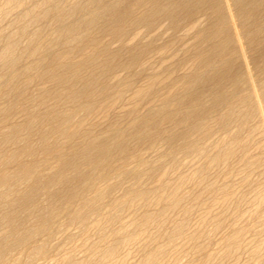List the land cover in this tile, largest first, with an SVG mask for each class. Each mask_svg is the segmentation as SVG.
Returning <instances> with one entry per match:
<instances>
[{
	"label": "bare ground",
	"instance_id": "obj_1",
	"mask_svg": "<svg viewBox=\"0 0 264 264\" xmlns=\"http://www.w3.org/2000/svg\"><path fill=\"white\" fill-rule=\"evenodd\" d=\"M27 1L5 0L3 4H0L2 15L0 18L6 17L9 12L11 14L15 8L24 6ZM127 1L129 0H78L76 2L74 0V3L66 4L67 0H39L31 8L21 11L17 9L19 14L13 24L16 26L15 31L11 32L7 29L8 33H0V44H2L0 47V97L2 99L15 97V100L0 106V124L4 123L5 126L7 123L6 129L0 130V221L9 228V234L0 239V264H10L11 261L13 264H25L24 256L15 257L18 254L12 256L13 249L22 252L31 247L32 255L26 258L32 261L39 257H46L50 252V250L47 252L46 248L48 238L55 234L53 221L63 212L68 213V221L78 224L83 233H87L94 227L102 237L106 234L112 221L122 217L121 212L125 210L124 207L127 203L131 206L138 204L149 206L152 202L160 203L162 209L159 208L162 215L177 208L180 209V205L185 199L179 191L181 183L171 185L162 179L163 186L160 190L147 189L142 185L135 186V183L140 181L144 174L152 177L155 170L166 171L169 169V167L163 168V165L166 164L164 160H161L157 165L146 160L144 157L146 151L158 150L160 147L158 143L161 142L172 151H179L185 156L193 155L198 160L206 158L211 165L226 164V168L230 170L233 162L231 160L239 152H243L241 155L243 158L246 155L247 144L243 142L241 136L244 125L257 115L264 122V81L257 79L253 72L254 70L260 72L264 70V0H226L227 8L224 5L225 0H136V4L147 5V11L141 14H135L130 5L131 2L127 3ZM201 11L205 12L209 18V26L202 37L210 42L206 47L196 51V61L188 73L174 80L171 79L170 84L173 89L162 95L161 105L134 117L125 129L119 127L113 129L112 126L106 135H96L92 127H87L89 116L95 114L96 111L101 110L107 113L106 111L109 110L111 113V107H116V104L122 101L125 89L133 84L132 79L136 74L131 77L133 72L130 76L128 75V78L117 82V84L111 82L113 86L117 85L113 89L107 79L110 77L109 75L115 73L116 68L119 67L131 69L138 62L140 63L139 60L144 53L143 51V53L139 52L137 46L132 44L130 52H128L129 56L124 51L128 58L126 60L122 58L120 61L117 59L118 50L109 49L108 45L101 42L100 35L108 33L114 37L122 38L131 29L142 27L146 33L156 27L157 21L159 22L163 17L168 20V25L175 29L194 21ZM42 20L53 21L55 27H51L53 28L52 32L47 33V29L39 27L30 33L29 23L36 22L38 26L40 25L39 21L44 24ZM45 26L48 27V24ZM24 36L27 37V40L22 44ZM108 37L103 39L106 41V39H110ZM57 46H60L59 50L56 49ZM19 49L21 51H18ZM123 49L125 48L123 47ZM26 54L34 57V61L24 63L22 60ZM218 56H224L220 65L210 73L203 72L202 68L211 65ZM239 57L244 60L246 71L243 70L245 65L239 62ZM128 74H130L129 71ZM35 78L49 84L38 87L37 94L25 96V88ZM155 81L157 79H151L147 84L135 89L133 98L136 104L142 99H146L154 91ZM245 81H249L250 90L247 93H240L239 89ZM228 87H231V90L227 93L225 90ZM29 89L30 93L33 92L28 86ZM22 97L25 98L24 102L27 100L29 103L27 102L28 104L25 106L22 104L21 107L18 104V99ZM206 97L209 98L208 103L205 101ZM49 100H52L53 103H49ZM53 100L58 104L60 101L61 104L65 102L64 105L67 103L71 107L60 109L59 107L62 106H56L57 104L55 105ZM134 110L135 107L129 111V114ZM18 112L23 114V120L20 121L19 113L15 117L19 116L17 118L19 122L18 120L13 121L12 118ZM77 112H81L80 115L83 114V117L74 120ZM208 118H213L215 125L208 123ZM95 119H93L94 122ZM94 122L92 121L93 124ZM116 122L118 123L117 120ZM165 123H170V128L166 127ZM234 124L236 127L232 128ZM1 126L3 128L2 124ZM219 132L221 135L216 137ZM193 133L194 135L198 133V137L191 138ZM33 135L37 136V144H33L35 141L32 143ZM213 136L211 143L204 145V142ZM77 138L80 141L73 145ZM16 143H20L18 147L9 148L8 145ZM143 145L145 146L144 152L141 150ZM39 150L43 153L41 160L35 156ZM25 155L31 156L30 161H23ZM54 156L58 157V160L57 163L52 164L50 160ZM167 156L169 157V153L162 151L159 157L163 159ZM259 158L262 159V157ZM116 159L120 162L114 163ZM131 162L136 164L129 167ZM193 163L190 167L193 166ZM14 164L15 166H13ZM180 164L173 155L170 169H178ZM206 165L207 163L201 164L199 168L201 170L199 178L202 181H204L203 172L206 170ZM43 166L52 167L48 173L44 174ZM113 178L115 180L111 181ZM125 180L136 181L128 186L126 195L121 198H114L113 195H110L114 188L123 186ZM156 182L160 184L158 180ZM21 185L24 187L18 189ZM207 186L211 190L215 188L213 182ZM224 194V200L232 198V194L228 190L224 191ZM42 195L46 196L48 201L46 204H42ZM110 196L112 197L110 198ZM107 197L110 199L108 198L109 200L106 201ZM194 198L198 197L195 195ZM237 202H241L240 198ZM256 203L257 206L253 210L260 218L264 205V190L257 196ZM70 207L73 208L70 209ZM151 208L156 210L155 207L153 209L151 206ZM185 212L188 214V210L185 209ZM33 215L35 219L27 223L26 221ZM222 215L224 216V212ZM128 217L130 218V216ZM157 218L153 213L146 211L137 227L131 232H126L125 228L116 226L115 229L112 228V234L114 236L116 234L117 239H113L112 243L108 241V244L94 243L92 245L91 250L98 253V258L88 256L89 258L78 260L73 253H68V250V254L65 252L63 261L65 264H95V262L97 264H120L123 261V258L120 257L122 252L119 254L120 249L136 242L139 243V239L147 233L148 226L155 221L158 222ZM239 220L241 221V219ZM161 223L166 224L164 220L159 221L157 224L160 228ZM220 223V220H216L214 229L219 228ZM72 226L70 230H72ZM185 228L186 222L185 219H182L167 233V244H175L178 239L186 237L195 240L204 234V230H202L187 236ZM153 229L155 228H152V232ZM244 229L246 230L240 225L233 226L229 233H225L226 237L223 238V243L226 258L237 257V252L242 247L241 239ZM220 230L222 231V229ZM6 231L8 232V230ZM42 236H46V239L40 238ZM94 236L96 235L94 234ZM156 236L158 235L156 234ZM245 237L243 238L245 239ZM150 240L148 239V242ZM157 242L159 243V241ZM262 244H255L253 249L249 248L248 250L252 249V253L258 255L263 247ZM198 248L203 250L202 246ZM127 252L125 251V253ZM145 253L140 264H160V258L164 255L165 249L162 247L151 248ZM125 256L128 257V255ZM129 256L131 257V255ZM211 257V255H206L202 261L200 260V264H209L208 261ZM53 259L52 262H54ZM259 264H264V260Z\"/></svg>",
	"mask_w": 264,
	"mask_h": 264
},
{
	"label": "rangeland",
	"instance_id": "obj_2",
	"mask_svg": "<svg viewBox=\"0 0 264 264\" xmlns=\"http://www.w3.org/2000/svg\"><path fill=\"white\" fill-rule=\"evenodd\" d=\"M4 1L5 0H0V4H3ZM37 1H39V0H28L24 6L15 8L14 10L11 11V14L9 12L7 15L8 17L3 16L2 18H0V20H2L1 21L2 23L0 22V33L1 32L2 33H4V32L8 33L7 29L11 32L15 31L16 26H14L13 24H15L14 21L19 14L17 9L19 11H21L22 9L25 10V9L31 8L32 6H35ZM67 1L69 2V0H67ZM76 1H78V0H75V2ZM68 2H66V4H71V3H74V0H72V1L70 0V3H68ZM127 3H130V5L133 7V11L135 14H141V13H145L147 11V9H146L147 5H143L144 3L143 4L142 3L136 4V0H129V1H127ZM224 5L227 8L226 0H225ZM198 15H197L198 17L194 21L189 22L187 25L180 26V27L175 28V29H174V27H170L168 25V20L163 17L161 20H159V22L157 21V25H155L156 27H154L152 30H150L149 32H146V33H144L145 31H144V28L142 27L143 29L142 28L131 29L130 30L131 33L129 31L127 33V35L123 36L122 38L114 37L108 33L104 34L103 36H102V34L100 35V40L103 44L108 45L109 49H111L113 51L118 50L117 59H120V61H122L121 60L122 58L125 60L128 58L127 54L129 56L128 52H130L132 44H134L133 46H137V48L139 49L138 50L139 52H141V53L144 52V53L141 55V58L139 60L140 63L138 62L137 63L138 65L136 64L137 66L134 65L131 69L119 67V68H116L117 73L115 72L112 75H109L110 77L107 79L110 81L109 82V85H110L111 82L117 84V82L124 81L126 78H128V75L130 76L133 72H134V74H132L131 77H133L136 74L135 77H133V79H132L133 84L130 87H128L127 89H125L123 99L121 102H119L120 104L118 103V104H116V107L115 106H113V108L111 107V109H112V111L110 109L111 113L109 112V110L106 111L107 113H105V111H101V110L96 111L97 113L95 112V114L93 113L91 115L92 117L89 116V118H88L90 120H87V122H88V123H86L87 127L88 126L92 127L94 130V133L96 135H106V134H108L107 131L110 130L112 126L114 127L113 129H116L118 127L125 129L129 126L131 119L153 109V107L161 105L160 99H161V97H163L162 95H164L165 93H167L173 89V88H171V84H170L171 81L174 80L175 78L181 77L183 74L188 73L190 71L189 69L191 68L192 64L196 61V56H195L196 51L198 49H202V48L206 47V45H208L210 42L208 40H204L202 37L203 33H205V31L207 30V28L209 26V18L207 17L206 13L202 12V11L199 12ZM1 16L2 15L0 13V17ZM262 19H263V17H262ZM42 21H44V24L40 23L41 21H39L38 24H40V25H38V26H37L36 22H34L33 24L29 23V32L32 33L39 27L47 29V33L52 32V29L55 27V26H53V21L52 22L49 20H46V21L42 20ZM46 22L48 24V27L45 26V25H47ZM30 24H32V25H30ZM41 24H43V25H41ZM49 26H50V28H49ZM11 27H12V30H10ZM51 27H53V28H51ZM13 28H15V29H13ZM136 31H137V33H135ZM105 36L106 37L109 36L108 38H110V39H108V40L106 39V41H105L104 40L106 38ZM26 40H27V37L24 36V39H22V44L26 43ZM123 40H125V41H123ZM1 46H2V44H0V47ZM123 47L125 49H123ZM121 48H122V50H121ZM145 48H147V49H145ZM20 49L18 51H21ZM56 49L59 50L60 46H57ZM126 50H127V52H126ZM120 51L122 52L123 55L121 54ZM124 51L127 54H125ZM249 54H251L250 51H249ZM124 55L126 58L123 57ZM119 56L120 57L122 56V57L120 58ZM228 56H225V57H228ZM223 57L224 56L216 57L213 60L211 65H207V66H204L202 68L203 72L210 73L216 66L220 65ZM78 58H79V56H78ZM238 60H239V62H242L245 65L242 57H239ZM22 61H24V63H30V62L34 61V57H31V56L26 54V55H24V58ZM120 68H121V70H120ZM117 69L120 72H118ZM133 69H134V71H133ZM243 70H245V71L247 70L246 65L243 66ZM128 71L130 74H128ZM253 72L256 75L257 79H261L262 81H264V70H262L261 72L254 70ZM151 79L152 80L157 79V81H155L156 87L154 86V91H152L146 97V99L144 98L136 104L134 101V98H133L135 89L137 87H140L142 85L147 84L148 81ZM37 82H38V84H36ZM107 83H108V81H107ZM45 84H49V83L48 82H42L41 80H38L35 78L30 84H28L29 88H31L33 91L31 93H33V94L30 93L31 90L30 89L28 90V86H27L25 88L26 93L24 92L25 96L26 95L32 96V95L37 94L39 92L38 89ZM116 84H114V85L117 87ZM246 85H247V87H246ZM115 86H113L112 84L110 85V87H112V89L116 88ZM243 86H244V88H243ZM243 86H241V88L239 89L240 90L239 92L240 93H247L251 87L249 81L248 82L245 81ZM121 87H123V86H121ZM34 90H36V91H34ZM230 90H231V87L230 88L228 87L225 91L228 93V92H230ZM34 92H36V93H34ZM154 94H155V96H154ZM21 99H18L19 106H21L22 104H23L22 106H25L29 103V101H27V100H26V102L23 101V100H25L24 97H22ZM13 100H15V97H10V99L9 98L8 99H2L0 97V106H3L7 102H10ZM53 101H54L55 105L57 104L56 106H58V105L62 106V107H59L60 109H65L64 107L69 106V104H67V103H66L67 106H66V104L64 105L65 102H62V104H61V101H60L58 104V102L55 103V100H53ZM133 101H134V103H132ZM205 101H207V103H208L209 98L206 97ZM49 103H53L52 100H49ZM69 107H71V105ZM133 107H135L134 112H131L129 114V111L132 110ZM42 108H44V107H42ZM224 108H226V107H224ZM103 112H104V115H103ZM80 113L81 112L76 113V115L74 116V118H75L74 120H77L78 118L80 119L83 117V114L80 115ZM18 114H19V116L21 115L19 118L20 121L23 120V118H24L23 114L21 112H18L12 118L13 121L18 120V122H19V119H17L19 116L17 118H15ZM257 116H254L252 119H250L244 125V127H243L244 131L242 130V133L240 132L241 136L243 137V142H246V144H247L246 155H245V158H243V156H241V155H243V152H239V154H237V156H235V158L233 160H231L233 162L231 163L232 168L230 170H228V168H226L227 167L226 164L225 165L221 164L222 166L221 165H211L209 160H207L206 158H202L201 160H198V158H194L193 155L185 156L184 153H181L179 151H172L171 149H168L167 145H163V143L160 142V144L158 143V145H160L158 150H151V151L147 150L145 155L143 154L144 157L146 158V160H149L150 162H152L153 165H157L160 163L161 160L162 161L164 160V163H166L168 165H166V164H165V166L163 165V168L169 167V169H170L172 156L174 155L177 158V160L179 161V163H181L178 166V169L177 168L175 170H173L174 168L173 169L171 168L170 170L168 169L169 171L172 172V173L170 172L171 175H170L168 170H166V171L165 170H155V173L153 175L154 177L153 176L148 177L147 174L146 175L144 174L145 176L143 175L144 177L142 176V179L140 181H137V182L135 180H131V181L125 180L122 184L123 186L114 188L110 194V195H113L114 198L124 197L127 193L126 189L128 188V186L131 185V183H134V182H136L135 186H141L142 185L144 188H147V189L150 188L151 190H154V189L160 190L163 186L161 183L162 179H164L163 181H167L171 185L181 183V186L183 188L180 186L179 191L182 195H184L185 199L182 201V203L180 205L181 207L179 206L180 209L177 208L174 211L173 210L171 212L169 211L170 213L168 212V213H165L164 215H162L161 211H160L162 209V207H160V206H162V205H159L160 203L152 202V203H150L149 206H143L141 204L131 206V204L127 203L128 205L125 204L124 208L128 212L123 210L121 212V215L123 214L122 217H120V219L112 221L111 226L107 229L106 234L102 237H101V234L99 233V231L96 228L94 229V227H92L87 233H83L81 231L80 227H78V224H73L70 221H68V219H67L68 213L63 212L62 215H59L58 217L55 218V221H53L54 223L52 225H53V227H55V234L52 237L48 238V243L46 245V248L48 249L47 252L49 250H50V252L47 253L46 257H39L33 261L26 258L27 256L32 255L31 251L33 252V249L31 247L27 248L25 251H22V252H21V250L18 251V249H16V250L13 249L11 252L12 256H14L16 254H18V255H16L15 257H18L19 255H20V257L24 256L25 259H24V257H23V259L25 260V264H29V263L35 264L36 261L39 259H42V260L38 261L39 264H47L48 262H49V264H56V263L60 264L61 262H62V264H65V261H63V257L68 253H73L75 258L78 260L86 259L88 256L89 257H95L96 256L95 258H98V253H95L91 250L92 245L94 243H98V244H100V243L106 244L107 243L108 244L109 242L112 243L115 239H117L118 236L116 234H115V236H114V234H112V228L113 229H115L116 227L117 228H119V227L125 228L126 232H131L132 230H134L137 227L138 223L142 219V216L147 211V212L153 213L156 218L158 217L157 218L158 222L155 221L148 226L147 233H145L143 235V237L141 239H139L141 243L136 242V243L130 245L131 247L126 246V247H122L120 249L119 254L122 252L120 254L121 255L120 257L123 258V261L120 264H140L142 261V258H144L145 254H146L145 252H147L148 250H151V248L156 249L159 247L164 248L165 253H166V254L164 253V255L161 256L160 264H166V263L167 264H178V263L179 264H200L201 263L200 260L202 261L206 255L212 256L210 258V260L208 261L209 264H254V262H255V264L261 263L264 260L263 259L264 258V214H263L264 213V205L262 207L260 218L257 217V214L254 213L253 209L256 208V206H257V203H256L257 196L260 195L261 192L264 190V172H263L264 171V122H263V120L260 119L261 117L259 115H257ZM93 119H95V122ZM110 119L112 122L110 121ZM119 119H120V121H119ZM116 120L118 121V123L116 122ZM92 121L94 122V124L92 123ZM113 123L115 124V126ZM208 123L215 125L213 118H211V119L208 118ZM1 124L3 125V128L1 126ZM1 124H0V130L6 129L7 123H5V126H4V123H1ZM165 126L166 127L169 126V128H170L171 124L165 123ZM234 126L236 127V125L234 124V125H232V128H235ZM245 126H246V129H244ZM95 128H96V131H95ZM97 131H98V134H97ZM245 131H246V133H245ZM220 133L221 132L217 133L216 137H217V135L218 136L221 135ZM193 135H194V133L191 135V138L198 137V133H195L194 136ZM213 138H214V136L211 139L206 140L204 142V145L210 144L211 141L213 140ZM33 141H35V142L33 143ZM37 141H38L37 136L33 135L32 136V143L37 144ZM79 141H80V139L77 138L73 145H76ZM19 144L18 143L13 144L14 147H12L13 146L12 144H11L12 146L11 145H8V146H9V148L14 149L15 147H18ZM162 145H163V147L161 148ZM144 148H145V146L143 145L141 147V150L143 152L145 151ZM162 151L168 152L169 157L167 156V157L161 159V157H159V156H160ZM158 153H159V155H158ZM179 153H181V154H179ZM42 154H43L42 151L39 150L37 152V155H35V156L39 160H41ZM28 156L29 155L23 156V161H26V160L30 161L31 156H29V157ZM151 156H152V158H151ZM170 157H171V160H170ZM259 157H262V159ZM184 158H186V159H184ZM57 160H58V157L54 156L53 158H51L50 162L52 164H55V163H57ZM118 161L120 162V160L116 159L114 163H118ZM193 161H194V163H193ZM199 161H200V163L198 164ZM192 163H193V166L190 167V165H192ZM206 163H207L206 170H205V172H203L204 181H202L201 178H199V174L201 173V170H199V168H200L201 164H206ZM135 164L136 163L132 164V162H131V165H129V167H132ZM13 166H15V164ZM180 166H182V167H180ZM51 167L52 166H50V167L49 166H46V167L43 166L42 167L43 173L44 174L48 173L51 170ZM249 167H251L252 169ZM251 170H252V172H251ZM164 172H165V174H164ZM233 174H234V177H233ZM251 174H252V176H251ZM188 176H189V178H188ZM210 176H211V178H210ZM146 177H147V179H146ZM228 177H230V178H228ZM149 178H151V179H149ZM114 180H115V178H113V180H111V181H114ZM147 180H149V181H147ZM152 180H153V183H152ZM157 180L160 182V184L158 182H156ZM210 182H213L215 185V188L213 190L209 189L207 186V184H209ZM252 182H253V184H252ZM23 187H24V185H21V187H19L18 189H21ZM121 187H122V189H121ZM228 188H230V189H228ZM116 189H118V190H116ZM227 190L229 192H231L232 198L226 201V200H224V196H225L224 191H227ZM158 192H162V191H158ZM186 192H188V193H186ZM166 193L167 192L165 191V194ZM192 193H193V195H192ZM222 193H223V195H222ZM186 194H187V196H186ZM237 194H240V195L238 196ZM195 195L198 198H194ZM111 197L112 196H110V198ZM247 197H248V199H247ZM108 198L109 197H107L105 200L107 201ZM236 198H237V200H236ZM238 198H240L241 202H237ZM41 200H42V204L43 203L46 204L48 202L45 195L41 196ZM232 201H233V204H232ZM241 204H242V206L243 205L244 206L242 207ZM142 206H143V208L141 209ZM151 206L153 207V209L155 207L156 210H152ZM232 206H233V209H232ZM248 206H249V208H248ZM245 207L247 210L245 209ZM72 208L73 207H70V209H72ZM130 208H131V211H130ZM150 209H151V211H149ZM185 209L188 210V214L185 212ZM227 210H228V212H227ZM154 211L156 214L154 213ZM237 211H238V213H237ZM112 212H114V211H112ZM178 212H179V214H178ZM223 212H224V216L222 215ZM214 213H216V214H214ZM228 213H230V214L228 215ZM236 213L238 214V216ZM178 215H179V217H178ZM217 215H218V217H217ZM128 216H130V218ZM169 217H171V218H169ZM223 217H225V218H223ZM34 219H35V216L33 215L26 222L29 223L30 221H32ZM122 219H124V220H122ZM182 219H185V222H186L185 232H186L187 236L189 234L196 233V232H199L202 230H204L203 231L204 234L201 236V238H198L195 240H192V239H189L186 237V238L178 239L176 241L177 244L176 243L175 244H167V241H166L167 240L166 239L167 233L170 232L171 229ZM186 219H187V221H186ZM239 219H241V221ZM125 220H126V222H125ZM163 220L166 222V224L165 223L162 224L163 223L162 222L161 223L162 225L160 224L161 225V228H160L157 223H159V221L161 222ZM210 220H212V221H210ZM216 220H220L221 223H220L219 228L214 229ZM135 221H137V223H135ZM119 222L121 223V226H120ZM237 222H239V223L241 222V223L239 224ZM126 223H128V224L126 225ZM116 224H118V225H116ZM132 224H134V225H132ZM207 224H208V226H207ZM154 225H155V227H154ZM169 225H170V227H169ZM228 225H229V227H228ZM239 225H240V227L246 228V230L244 229L245 231H244L242 239H241L242 240V247H241L242 250L241 249L238 250L236 258H233V259L231 257L226 258L224 255V251H225L224 249L225 248H224V243H223L224 239L223 238L226 237L225 233H229L233 226H239ZM71 226H72V230H70ZM152 228H155V229H153V232H152ZM220 229H222V231ZM6 230H8V232ZM91 230H93V231H91ZM217 230H218V232H217ZM2 232L3 233L5 232V233L3 234ZM92 232L96 236L93 237L94 234ZM8 234H9V228L5 225V223L0 221V239L4 236L8 235ZM56 234H57V237H56ZM79 234H80V237H79ZM156 234L158 236H156ZM76 235L79 239L76 237ZM149 235L150 236L152 235L153 238H152V236L150 237ZM159 235L161 236V240H160ZM213 235H215V236H213ZM245 235H246V237H245ZM258 235H259V237H258ZM109 236H110V239H109ZM243 237H245L246 240ZM40 238L46 239V236H42ZM80 238H81V240H80ZM89 239H90V241H89ZM148 239L149 240L151 239L150 240L151 242L150 241L148 242ZM205 239H206V241H205ZM50 241H51V243H50ZM153 241L155 242V244ZM157 241H159V243ZM250 241L252 243H249ZM66 242H67V244H66ZM204 242H205V244H204ZM262 242H263V244H262ZM258 243H261L263 247H262V249L258 255H254L252 253V249L255 246V244H258ZM68 244H70L69 245L70 248L68 247ZM135 244H136V246H135ZM159 244H161L162 246ZM164 244L166 247L163 246ZM54 245H55V247H54ZM199 246L200 247L202 246L203 250L199 249L198 248ZM137 247H139V248H137ZM170 247H172V248H170ZM177 247H178V249H176ZM222 247H223V249H222ZM249 248H252V249L248 250ZM87 249H88V252H87ZM123 249H124V252H123ZM144 249H145V251H144ZM205 249H207V250H205ZM131 250L133 253L131 252ZM208 250H210V251H208ZM67 251H68V253H67ZM125 251H128V252L125 253ZM178 251L183 255H181ZM205 251H206V253H205ZM20 252H21V254H20ZM65 252H66V254H65ZM135 252H137V253H135ZM138 252H140V253H138ZM183 252L185 253V255ZM190 252H191V254H190ZM243 252H245V253H243ZM89 253H90V255H89ZM125 255H128V257ZM129 255H131V257ZM60 256H62V257H60ZM52 259L54 262H52ZM211 259L213 260V263H212ZM215 259H216V261H215ZM224 259H225V262H224ZM228 259H229V261H228ZM171 261H173V262H171ZM247 261H249L250 263ZM11 262L12 263H10V264H13V261H11ZM38 262L36 264H38ZM95 264H97V262H95Z\"/></svg>",
	"mask_w": 264,
	"mask_h": 264
}]
</instances>
